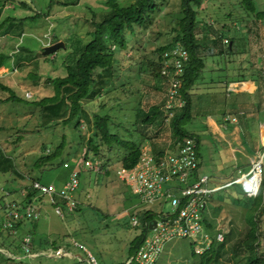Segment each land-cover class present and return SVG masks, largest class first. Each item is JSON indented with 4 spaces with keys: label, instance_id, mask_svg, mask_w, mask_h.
<instances>
[{
    "label": "rangeland",
    "instance_id": "374dc122",
    "mask_svg": "<svg viewBox=\"0 0 264 264\" xmlns=\"http://www.w3.org/2000/svg\"><path fill=\"white\" fill-rule=\"evenodd\" d=\"M107 1L69 0L67 5L55 4L47 12L51 0H8L0 16V22H3L7 18L21 19L42 14L23 21L21 27L10 26L8 21L0 29V52L9 55V67L0 69V84L12 89L25 103L3 102L10 94L0 87V151L13 160V168L8 173L0 172V198L4 203H10L34 178L62 186L74 169L80 170L76 210L69 213L62 207L64 216L60 217L46 197L35 195L34 204H42L41 217L21 224L19 228L23 234L31 235L32 253L22 263L0 258V264H91L89 253L97 264H126L134 254L131 241L141 234V227L131 225L130 215L140 200L116 174L124 150L119 148L118 157L116 150L108 152V148H105L111 158V163L103 164L109 169L107 175H103L105 171L98 174L82 170L80 164L84 155H88L89 159L93 157V152L87 151V139L94 135V114L103 115L104 111L113 117V123L121 124L119 133L123 138L131 139L133 143L139 142L141 151L149 149L157 153V150H169L175 145L177 138L171 122L166 124L164 118L162 121V118L156 117L151 123L144 124L140 120L144 118H139L140 123H137L136 115L143 113L144 116L154 106L163 105L166 85L163 78L156 76L157 60L161 47L180 43L175 42V37L178 23L183 18L181 0H157L158 8L149 14L145 25L136 27L133 36L126 32L129 49L116 55L115 67L118 69L114 67L112 70L110 82H106L105 77L99 86H95L94 97L83 101L86 117L80 118L78 128L83 140L77 139L73 123L65 126L59 119L45 124L47 118L42 115L41 107L26 105L53 95L51 81L65 75L62 62L74 48L72 45L68 47L69 38H78L81 44L87 43L91 39L89 21L92 13L101 15L107 11ZM115 1L129 6L135 0ZM18 2L28 6L23 8ZM255 2L258 10L264 13V0ZM196 11V35L198 39H205L201 54L206 69L201 74L204 73L205 80L210 76L220 80L215 85L221 93L211 96L202 93L201 98L196 97L192 91H196L200 83H195L190 90L192 117L183 124L187 132L200 140V171L210 176L213 186L220 187L209 202L205 215L215 229L228 235L217 264H238L237 258L231 256L234 252L229 248L244 235L247 224L245 209L232 199L236 184L240 186L238 180L241 176L250 174L258 164L262 165L261 178L264 174V125L261 123L264 120V100L257 92H226L221 80L225 77L228 81L244 78L264 80V17L248 13L241 0H201ZM45 13L48 16H44ZM232 37H235L233 54H227L223 52L227 45L225 41L229 40L230 44ZM58 41L68 43V46L51 55L41 54L44 46ZM213 61L220 70H207ZM139 63L144 64L141 80L137 76ZM129 65L130 70L127 71ZM34 74L38 76L36 80L31 79ZM201 86L200 90H204ZM25 92H29L31 97L25 98ZM232 99H236V107L226 104ZM224 114L227 116L225 121ZM65 116L66 112L63 114L62 110L60 118ZM210 118L222 120L220 130L209 125ZM63 138L65 147L61 156L37 170L34 167L36 161L51 155ZM241 149L243 153H240ZM249 177L246 186L252 185V177ZM233 181L235 183L230 184ZM170 209L169 204L163 205V210ZM137 216L140 221V211ZM153 219L158 220V216L153 215ZM262 229L264 232V217ZM36 238L43 248L35 246ZM188 243L187 240L171 241L157 264L192 263ZM7 246V243L1 246L0 251H5ZM58 248L71 252V257H68L69 253L55 256ZM8 256L16 260L22 258L19 253H9Z\"/></svg>",
    "mask_w": 264,
    "mask_h": 264
},
{
    "label": "trees",
    "instance_id": "16d2710c",
    "mask_svg": "<svg viewBox=\"0 0 264 264\" xmlns=\"http://www.w3.org/2000/svg\"><path fill=\"white\" fill-rule=\"evenodd\" d=\"M7 1L8 0H0V16L3 9L6 7ZM68 3L69 0H67V2H55L54 0H51V3L47 8V12H50L51 8L54 7L55 4L65 6ZM200 3L201 0H181L183 18L178 23L179 28L177 30L175 42H180L179 44L186 48L189 53V61L185 67L182 77V85L180 88V95L185 101V106L183 111L176 115V117L171 121L173 134L177 138L175 144L182 141L185 137H193L196 140L197 148H199L200 145L199 138H197L194 134L187 132L184 129L183 123L185 120L192 117V99L190 90L195 85L205 68L204 59L201 54L203 48H205V39L204 41L203 39H198L196 35V7H198ZM241 3L248 13H252L254 16L259 18L264 17L263 11L258 10L255 0H241ZM106 4L108 9L101 15L92 13L93 17L89 21L92 28L89 32L91 39L87 43L81 44L78 38L73 40L74 37H71L68 40L69 46L68 43L65 44V46L67 45L69 48L71 45L74 48L73 51H68V55L62 62L66 69L65 75L62 77H56L51 81L53 95L45 97L34 104H26L41 107L42 115L47 118V122L45 124L50 122V120L59 119H62L61 124L65 126L73 123L75 128L74 131L78 135L77 139L80 140H83L82 133L78 129L80 118L82 116L86 117V113L84 111L86 107L83 105V101L94 97L95 86H99L100 82H102L105 77L106 78L104 80H106V82L109 80L110 82L112 70L115 67L116 55L118 52L123 53L129 49L130 42L126 32H130L131 36H133L136 31L135 28L143 27L149 14L156 11L158 8L157 0H135L129 6H122L115 0H108ZM18 5H21L23 8L28 6L24 2H18ZM41 15L42 14L40 13H36L32 17H24L21 19H16L14 17L7 18L3 22H0V29L8 21L10 26L21 27L23 21H26L27 19H35ZM44 16H48V13H45ZM16 22H19V24L13 25V23ZM234 38L235 37H232L230 39V44L229 40L227 41V45H225L226 49H223V52L233 54L234 48L232 43L235 40ZM216 41L217 40H215V42ZM113 46L114 49L112 50ZM172 46H174V44L171 43L159 49L160 53L157 60L158 69H156V76L160 78H162L160 74V65L162 60L160 54ZM223 52L220 51L221 54H223ZM8 63L9 55L0 52V69L8 68ZM130 66L131 65L128 66L127 71L130 70ZM143 66V63H139V67L137 69V76L140 80L141 75L144 73ZM115 68L118 69L117 66ZM36 78H38V76L35 74L31 76L32 80H36ZM0 87L10 94V96L5 98L3 102L24 103L21 98L15 95L12 89L2 84H0ZM162 107L154 106L153 109L144 116L142 115L143 113H138L136 115L137 123H140L138 122L140 120H142L144 124L151 123L156 119V117L157 119L162 118L163 121L164 116L161 109ZM62 110L63 114L66 112V116L60 118ZM139 118L144 119L139 120ZM113 121V117H111L107 111H104L103 115L99 113L94 114V135L92 138L90 137L87 139V151L93 152L92 159L102 165H108L111 163V158L108 156L105 148H108V152L111 151V149L116 150L118 157L119 148L123 149L124 155H122L121 158V165L126 168L132 167L137 163L140 157V144L138 141L137 143H133L131 139H126V137L123 138L119 133V128L122 127L121 124H115ZM126 132L130 134V131L128 130H126ZM64 147L65 139L63 138V141L60 142V145L55 149V151L51 155H46L38 159L34 164V167L37 168V170H40V168L44 167L46 163L55 161L61 156ZM161 152L162 151H157L159 154ZM87 156L88 155H84V158H88ZM11 168H13V160L0 151V172L8 173ZM108 173L109 169L106 168L103 175H107ZM33 181L40 180L38 178H34ZM236 187L235 197L232 200L241 204V206L245 209L247 228L244 235L237 239L235 243L230 245L229 250L231 249L234 252L231 256L237 258L236 262H238V264H264V244L262 243L264 234L262 229V218L264 217V174H262L259 192L254 197H245L240 189V186L236 184ZM24 191L26 195L24 198L22 197V200L19 199L18 194V198L13 197L12 201L23 206L29 205L32 200H34V196L37 195V192L33 190L32 183L25 187ZM10 192L7 194H11ZM6 208V203H4V200L0 198V247L6 243L8 245L5 247V251H0V258L9 259L12 263H22L25 258H28L23 255L19 249L20 240L25 235L19 231V228L21 227V224H26L33 220L25 219L15 223L13 227L15 233H13V229L6 228L3 224L5 220L4 213ZM140 218L141 219L138 222V225L141 227V234L132 239L131 248L134 254L126 264H136V252L148 232L147 224L153 220V215H150L149 212L140 213ZM205 228L211 236H214L215 228L209 219L205 220ZM224 236V242L214 243L202 254L195 253L193 247L188 243L189 248H191L190 258L192 259V263L190 264H217L219 258L222 257V252L225 249V244L227 242L226 240L228 235L224 233ZM9 253H19L22 258L16 260L15 258L8 256Z\"/></svg>",
    "mask_w": 264,
    "mask_h": 264
},
{
    "label": "built area",
    "instance_id": "2783aa9c",
    "mask_svg": "<svg viewBox=\"0 0 264 264\" xmlns=\"http://www.w3.org/2000/svg\"><path fill=\"white\" fill-rule=\"evenodd\" d=\"M160 56L162 59L160 74L166 85L162 110L164 122L170 124L185 106L180 88L189 61V53L181 44H175L164 50ZM25 97L30 98V93L25 92ZM80 165L82 170L93 173H102L106 169L101 163L89 158H84ZM200 167L196 140L193 137H185L160 154L153 153L149 149L142 150L134 166L126 168L121 165L116 169L119 179L140 200V203L132 209L131 225H138V211L158 216V220L153 219L147 224L148 234L145 235L136 252V264H157L167 245L174 240H187L197 254L204 253L214 243L224 242V231L215 229L214 236H211L205 228L208 204L220 187L213 186L210 176L202 173ZM251 173L260 175L259 183L255 188L245 186ZM251 173L241 176L238 180L241 182V191L249 197L256 196L259 192L262 165H256ZM79 174L80 170L74 169L60 188L41 181H33L32 188L37 192V197H46V200L54 206L55 213L63 217L62 207L73 213L78 206L76 192L80 186ZM234 183L233 181L230 184ZM22 195H25L24 191ZM165 203L170 205V211L163 210ZM6 207L4 227L9 229L19 221L37 220L41 217V206L33 202L23 206L10 201ZM152 223L154 226L149 229ZM31 246V235L23 236L19 244L21 253L30 256ZM63 253L67 252L63 248H58L55 256L61 257ZM89 258L92 264H97L90 253Z\"/></svg>",
    "mask_w": 264,
    "mask_h": 264
},
{
    "label": "crops",
    "instance_id": "0c3cea01",
    "mask_svg": "<svg viewBox=\"0 0 264 264\" xmlns=\"http://www.w3.org/2000/svg\"><path fill=\"white\" fill-rule=\"evenodd\" d=\"M210 68V69H209ZM209 68L207 69V70H209V71H213V72H215V71H217V70H220L221 68L219 67V65L218 64H216L214 61L210 64V66H209ZM206 69V65H205V68H204V70ZM209 73H211V72H209ZM203 75H204V73L203 74H201L200 76H199V78H198V80L196 81V83L198 82V83H200V86H201V84L203 85L204 83H206L207 81V84L206 85H204V86H201L202 88H204V90H200V86H197V88H195L196 89V91H192V93L193 94H195L194 96H196V97H200L201 98V96H202V93H205L204 95H218V94H220L221 92L220 91H218L217 90V86L215 85V83H218V82H220V80H215V77H209L207 80H205V76L203 77ZM202 78V79H201ZM162 79V78H161ZM163 80V79H162ZM221 81H223V83L221 84L225 89H226V92L228 91V90H230V91H234V90H238L237 92L239 93L240 91H242V90H246V92L247 93H251V94H253V93H255L256 94V92H257V94L260 96V98L262 99L263 98V100H264V80H256V79H253V78H248V79H246V78H244V79H239V80H234V81H228V80H226V77L223 79V80H221ZM214 84V85H213ZM236 99H232V100H228V101H226V104L228 105V106H233V107H236L235 105H236ZM241 114H242V112H241ZM225 115V114H224ZM227 118V116L225 115L224 116V121L225 120H227L226 119ZM222 122V120H218V121H216L214 118H210L209 119V125H211V127L214 129H216V130H220V125H219V123H221ZM263 125H264V120H262V122H261ZM262 130H263V127H262ZM242 144V143H241ZM242 148V147H241ZM158 152H160V151H162V150H157ZM240 153H243V151H242V149H241V151H240ZM254 153V152H253ZM255 153H258V152H255ZM260 153V152H259ZM199 156H200V154H199ZM81 166V165H80ZM99 174V173H98ZM67 181V180H66ZM48 183H52V182H48ZM65 183V182H64ZM63 183V184H64ZM52 184H54V183H52ZM55 185V184H54ZM57 188H60L61 186H57V185H55ZM23 191V190H22ZM20 195H21V198H20ZM19 199L20 200H22V197L24 198V196H22V192L21 193H19ZM18 196H15V198H18ZM35 201H36V199L34 198V200H32V202L33 203H35ZM41 204V203H40ZM40 206H42V204L40 205ZM36 244H35V246L37 245V247H40V248H43V246L41 245V241H38L37 240V238H36ZM36 247V248H37ZM39 252V251H38ZM67 253H69V255H68V257H71V252H69V251H66Z\"/></svg>",
    "mask_w": 264,
    "mask_h": 264
},
{
    "label": "water",
    "instance_id": "95a60500",
    "mask_svg": "<svg viewBox=\"0 0 264 264\" xmlns=\"http://www.w3.org/2000/svg\"><path fill=\"white\" fill-rule=\"evenodd\" d=\"M65 47V43L63 41H58L50 45H46L43 47L41 54L44 56L51 55L57 52L59 49H63ZM154 223L149 225V229H152Z\"/></svg>",
    "mask_w": 264,
    "mask_h": 264
},
{
    "label": "bare ground",
    "instance_id": "6f19581e",
    "mask_svg": "<svg viewBox=\"0 0 264 264\" xmlns=\"http://www.w3.org/2000/svg\"><path fill=\"white\" fill-rule=\"evenodd\" d=\"M252 177V185H247L248 187H251V188H255L258 183H259V178H260V175L258 173H255V174H252L250 175ZM247 184V183H246ZM245 184V186H246Z\"/></svg>",
    "mask_w": 264,
    "mask_h": 264
}]
</instances>
